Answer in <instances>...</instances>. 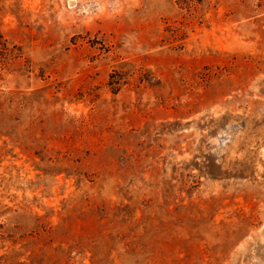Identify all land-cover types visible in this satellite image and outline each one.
<instances>
[{
  "label": "rangeland",
  "instance_id": "rangeland-1",
  "mask_svg": "<svg viewBox=\"0 0 264 264\" xmlns=\"http://www.w3.org/2000/svg\"><path fill=\"white\" fill-rule=\"evenodd\" d=\"M0 264H264V0H0Z\"/></svg>",
  "mask_w": 264,
  "mask_h": 264
}]
</instances>
